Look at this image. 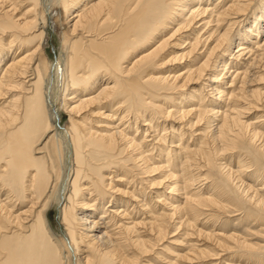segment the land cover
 Wrapping results in <instances>:
<instances>
[{
	"label": "bare ground",
	"instance_id": "obj_1",
	"mask_svg": "<svg viewBox=\"0 0 264 264\" xmlns=\"http://www.w3.org/2000/svg\"><path fill=\"white\" fill-rule=\"evenodd\" d=\"M217 259L264 264V0H0V264Z\"/></svg>",
	"mask_w": 264,
	"mask_h": 264
},
{
	"label": "rangeland",
	"instance_id": "obj_2",
	"mask_svg": "<svg viewBox=\"0 0 264 264\" xmlns=\"http://www.w3.org/2000/svg\"><path fill=\"white\" fill-rule=\"evenodd\" d=\"M50 15V14H49ZM52 16H53V14L52 15H50V16H48L49 17V22H48V26H47V29H48V31H49V44L47 45V49H48V54H49V58H51L50 59V64H51V66H53V70H51L50 71V75H49V77H48V79H47V81H46V83H45V93H47L46 95H45V98H46V101L48 102V103H53L54 104V106L55 107H57L58 105H59V95H60V80H59V78H58V73L56 72L57 71V69L55 68L56 67V63H57V59H58V56H59V50H60V44H61V39H60V37L58 36V34L57 33H55L54 32V29H53V26H52ZM51 24V25H50ZM53 64V65H52ZM55 65V66H54ZM59 82V83H58ZM47 90V91H46ZM144 113H145V111H144ZM252 118L254 117L253 115L251 116ZM67 118H68V115H66V114H64V117H63V119L61 120V121H58L57 122V126H58V129H59V131H63V128H64V126H65V122L67 121ZM125 126V125H124ZM129 135H132L131 133H135V132H133V130H130L129 132ZM139 136H141L140 135V133L138 134V137L137 138H139ZM185 138H187V136L185 137ZM42 146V145H41ZM39 156H40V154H38ZM130 175V174H129ZM129 175H128V178H129ZM67 177L66 176H64V178H63V180H62V184H61V190L63 191H60V193L61 194H64V191H65V187H64V185H66V183H67V180L65 181V179H66ZM124 178H126V177H124ZM130 180V179H129ZM70 181V179L68 180V182ZM66 182V183H65ZM68 185H69V183H68ZM134 185V184H133ZM67 186V185H66ZM131 184L130 185H128V188H130L131 190L133 189V188H131ZM64 189V190H63ZM156 189L154 188V189H152V191H153V193L155 194V191ZM161 191V190H160ZM160 191H158L157 192V194L158 195H160V194H162ZM168 192V191H167ZM152 193V192H151ZM152 193V194H153ZM165 197L166 198H168V197H170V200H171V195H169V194H166L165 195ZM107 199V198H106ZM105 199V200H106ZM60 208H61V204L60 205H54L53 207H52V210H51V212H50V220H51V223H52V225H53V227H54V229H55V231H57L59 234H63L64 232V229H63V227H62V225L60 224V219H61V217H60ZM210 214V213H205L203 216H201V218H202V221H201V223L200 224H203V223H205L204 224V226L206 227V228H210V226L212 225L211 223H214V224H216V226H215V228H217V229H219V231H228V232H230V233H233L234 232V230H241V231H244L245 230V225H246V222H242V220H241V218L242 217H240V215H234V214H237V213H233V214H230V215H227V216H225V215H222L221 217H222V219H219V220H214V221H212V222H204L203 221V219H205L208 215ZM143 216V215H142ZM225 216V217H224ZM220 217V218H221ZM242 222V223H241ZM245 223V224H244ZM179 231V232H178ZM176 230V229H174V227H173V229H172V231H171V235L169 236V238L166 240V241H164V243H170L171 244V246L174 248V249H176V251H179L180 250V252H188V250H187V248H188V246L190 245V243L191 242H189V243H187V239L186 238H184V237H179V233H182L183 231H180V230ZM176 236H178V238L176 237ZM195 239V238H194ZM169 240V241H168ZM173 240V241H172ZM175 240V241H174ZM177 240H178V242H177ZM179 241H181V243L182 242H185V243H182V245H181V243L179 242ZM175 243H177V244H175ZM169 244V245H170ZM174 244V245H173ZM185 246H184V245ZM198 244H203V242H199ZM177 246V247H176ZM182 246H184V247H182ZM186 247V248H185ZM160 249L162 248V246H160L159 247ZM178 248V249H177ZM169 255H170V253H169ZM229 258L228 256H225L224 258H223V260L224 259H227V258ZM219 260L220 259H217V260H215V262L214 263H216V264H220L221 263V260H220V262H219ZM222 260V261H223ZM234 261V260H233ZM205 262V263H204ZM204 262H202L203 264H209L208 263V260H205ZM199 264V263H198Z\"/></svg>",
	"mask_w": 264,
	"mask_h": 264
}]
</instances>
